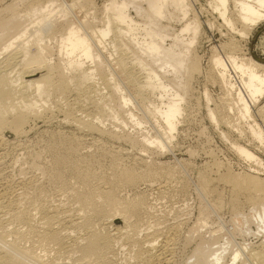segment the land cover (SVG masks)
Segmentation results:
<instances>
[{
    "label": "bare ground",
    "instance_id": "obj_1",
    "mask_svg": "<svg viewBox=\"0 0 264 264\" xmlns=\"http://www.w3.org/2000/svg\"><path fill=\"white\" fill-rule=\"evenodd\" d=\"M206 2L222 23L231 32H240V36L248 37L252 29L264 21V0ZM192 5L190 0H108L100 6V14L94 15L90 21L88 12L93 8L91 0H0V145L4 143L5 128L14 130L13 133L18 135L24 133L26 123L39 117L49 120L56 115L58 124L71 126L76 132L64 134L53 131L51 135L50 132V137H47L49 141H45L47 145L42 147L44 150L35 152L33 157L30 154V168L36 169L35 173L39 172L40 178H36L35 174L26 177L27 172L21 170L26 173L24 177L10 179L3 171L8 165H15L14 161L6 163L4 159L0 160V264H171L166 253L170 249L168 237L158 244L154 235L156 232L139 236L140 228L144 226L146 229V226L154 224V221L150 224L151 218L148 219L149 225L141 224L143 216H152V204L143 192H136L140 195L131 198L128 193L127 196L120 193L122 189L125 191V188L135 186L140 181L151 183L159 176L169 178L175 173L166 170L167 167L159 171V167L155 168L158 164L154 166L158 171L152 170V166L148 168V165L142 171H137L140 167L135 170L133 165L122 166L124 162L120 166V161L116 160L121 158L119 154L117 158L113 157L118 163L114 160L113 164L108 163V174L99 172L104 174L103 177L98 175L99 178L89 170L90 166L95 165L88 166L91 155H88L87 149L82 151V135L87 136L90 131L104 134L99 123L104 122L106 117H113L114 121L121 123L119 125L127 117L130 120L133 118V125L142 124V116L135 117L132 110L127 108L131 106L130 103L135 104L132 101L135 98L144 106L142 118H150L155 125L159 123L158 118L163 122L159 126L162 131L148 132L149 138L144 135L145 148L146 143L154 144L155 147H150L155 149L169 147L179 116L185 109L183 103L189 94L190 78L201 68L194 48L202 33V25ZM170 21H179L176 22L180 24L179 28L171 31L173 27L168 24ZM229 42L231 50L223 56L214 49L217 47L211 49L210 68L215 71L213 80L224 88L227 96H232L229 103L225 102L229 104L227 107L233 111L234 104L238 105L239 113L237 110L235 112L249 122L251 106L264 94V64L251 57L240 56L236 53L238 51H234L236 44ZM105 50L109 51L110 59L103 54ZM127 52L131 53V59H127ZM159 69L167 70L171 77L167 79L166 71ZM118 72L125 82L120 81ZM98 80L108 91L100 88V83L98 87ZM127 86L134 92L127 93L135 97L124 92ZM155 92L166 97L165 100L162 98L160 104L146 105L148 96ZM205 95L209 100L206 91ZM221 113L218 114L213 108L208 109V116L215 122L224 116ZM247 126L248 132L264 146L258 126L255 123ZM119 135H115L116 138ZM126 137L128 139L130 135ZM131 138L128 141H139ZM233 145L239 156L254 159L262 166L259 170L264 171L263 161L257 160L237 142H233ZM113 154L112 151L110 157L115 156ZM92 157L94 160L98 156ZM101 159L99 161L103 163L105 158L104 161ZM100 168L98 170L102 171ZM226 169L217 179L205 172L198 175L200 191L204 196L219 197L221 195L214 180L227 183L232 190L231 207L239 209L240 196H244L247 200L244 202L252 205V216L258 218L257 231L264 230V178L251 173L236 174ZM94 177L99 181H95ZM238 222L243 225V221ZM140 224L143 226L140 227ZM153 228L158 230V227ZM199 247L194 250L196 253L192 264H221L220 254ZM243 249L236 250L231 260L239 259L244 253ZM244 259L240 264H264V245L258 249L252 248Z\"/></svg>",
    "mask_w": 264,
    "mask_h": 264
},
{
    "label": "rangeland",
    "instance_id": "obj_2",
    "mask_svg": "<svg viewBox=\"0 0 264 264\" xmlns=\"http://www.w3.org/2000/svg\"><path fill=\"white\" fill-rule=\"evenodd\" d=\"M106 1L108 0H91L93 8H91L88 12V20L92 21L94 19V15L98 16L100 14L99 10L102 7V5L106 3ZM190 1L193 4L192 7L194 6L192 10H194L193 12H196L195 14L198 15L197 17H199V20L202 25L201 26L202 33H200L197 44L194 48V50H196L195 53L199 57L201 68L199 72L194 73L190 78V81H189L190 89L188 92L189 94L187 95V99H185L186 100L185 103H183L184 105L183 107L185 109H184L183 114L179 116L176 131L175 130L173 131L174 137L171 139V141H169V147L168 148L164 147L166 149L158 147L159 148L158 150L157 147H156L157 149L150 147V146L155 147L154 144L146 143L147 145L145 148L144 135H147V138H149L150 134H152L153 131L156 133L159 131H162L161 128L159 129V126L161 127V125H163V122L161 123V120L158 118L159 123L156 122V125H155L153 120H149L150 118H147V117L142 118L143 117L142 111H143L144 106L139 104L137 102V99L135 100V98H133L134 100L132 99V101H135V104H133L134 102H132L130 103L131 106L128 105L127 108L129 107L128 109L132 110L135 117L142 116L140 117L142 124H139V126L133 125V122H131L133 118L130 120L129 117H127L126 120H124L125 124L122 123V125H119L121 123H119L117 120L114 121V119H112L113 117H110V118L106 117L105 119H103L104 122H101V124L99 123L100 128L102 129V133L104 134H101L100 131H97V132L90 131L88 132L87 136L82 135L84 137L82 138V141H83L82 148L84 149V150L82 149V151L88 150V155H91L89 156L90 158L88 157V164H89L88 166L95 165V167L90 166L89 170L90 171L92 170L93 174L95 175L97 174L96 176L101 175L100 177H103L104 174H99V172L100 173L106 172L105 174H108L110 170L109 165L113 164V160L117 158L119 154H120L119 157H121L122 159L117 158L116 160L120 161L119 162L120 166L122 165L121 162H124L122 166L130 167L132 165L133 166L137 165L136 167L132 166V168L134 169L137 167L141 168L145 166L143 169L139 168V170L137 171L145 170V168L147 169L146 165L149 166L148 168L152 166L153 169L152 167L151 169L155 171L156 170L158 171V169H155L156 167L160 168L159 171L160 170L164 171V167H167L166 170L170 169L171 172L175 173V175L169 176V178L166 176H163V178L159 176L158 178L154 179L155 181L152 180L153 182L151 181V183H147V181H140L135 186H132L130 188L129 187L125 188V191L124 189H122L121 190L122 192L120 193L121 195L123 193L124 194L123 196L128 195L129 198H131L130 196L134 197L138 195L140 192H141L140 194L144 193V196L150 202V205L152 204L150 206V213L152 214V216H149L147 218H146L147 215L145 216V218H143L144 217L143 216L141 219V224L146 226V224L148 223L147 225H149V222L151 220L150 224L152 223V221H154L153 223L155 224L156 222L158 226L156 224H155L156 226L152 224V225L146 226L147 228L148 227L149 228L145 229V227L143 225L142 227L140 224V227H142L140 229L142 231H139V234L141 233L139 236L141 235L144 236L145 233L147 232L148 233L152 232L153 234L156 232V234L154 235L157 239L156 241L158 244L162 243V241L166 240L168 237L167 242L170 245L169 246L170 249L166 253H167L168 260H170L169 263L171 264H192V262L194 261L193 256L196 253V251L194 250H196L197 247H199L198 245L200 246L204 245L205 247L202 246V248L199 247V249L206 248L210 251H214L216 255L220 254L222 258L221 264H240L241 262L245 260L244 258L246 257V255H248V252L252 248L258 249L262 247V245H264V230L257 231L258 218H255L252 216V213H251L252 205L250 203L249 204L246 203L247 200L244 196L243 197L240 196V200L242 199L240 201L241 207L240 208L238 207L239 209L235 210L231 207V204H230V201L232 199V193H231L232 190H231L230 185H228L227 183H224L223 181L220 182L219 180H217L219 181L217 182L214 180V182H216L215 184H216L217 191L221 196L210 197V196H204L202 194V192L200 191L197 185L198 184L197 182H198V177H199L198 175H200L201 173L205 172L208 175L210 174L209 176L212 177L213 179L215 178L217 179L219 176L223 174V171L227 170L226 168H229L228 170L236 174L237 173L239 174L240 173L241 174L251 173L255 175L257 174L259 177L264 178V171L259 170V169H262V166L258 165L257 161H255L254 159L247 160V159L242 158V156H239V154L236 152L235 148L233 147L234 146L233 142H237L238 144L247 148L255 156V158H257V160L264 162V146H261L260 142L248 132V128H247L248 127L247 124L249 125L250 123H255L258 126V128L261 130L263 139H264V94L262 97L259 98V100L254 105L251 106L252 107L250 111L251 120L249 119V122H248V120L243 119L238 114L239 113L238 105L234 104L233 111L227 107V105H229L228 101L232 100L231 99L232 96H229V95L227 96L226 92L225 93L223 92L225 91L224 88L218 82L213 80L214 76L212 75L215 74V71L213 70V68H210L209 60H210V56L212 53L211 49H213L214 46L217 47L214 49L217 52H219L220 55L223 56L224 53H227L228 51L231 50V48H229L232 46V45H229L230 43L229 41H231V43L234 42V44H236V47L240 49V50H237L236 48V50H234L235 52L238 51L236 52L237 54H240V56L242 55L245 57H251L255 61L264 64V21L259 23L257 26H255L254 29H252V31L250 32L248 37L240 36L241 35L239 34L240 32H236V31L231 32L222 23V20L218 17V15L212 12L211 9L207 6L206 0H190ZM89 13H91V16ZM132 14H134L133 11H132ZM165 22L166 21L163 20V23ZM176 22H179V21L168 22L169 25L172 24L170 25L171 28L173 27L171 31L179 28L180 22L178 24ZM237 27L238 29L241 28L240 25H238ZM231 34L234 36V38ZM231 39H234L235 41H232ZM225 42L227 43L229 42V43L228 45L226 43L225 46L222 47V44H224ZM227 47L229 48V50ZM107 53L109 54V51H106V50L103 51V54L110 59L111 57ZM130 55H131L130 52L126 53L127 59H131ZM116 70L119 71L118 68H116ZM163 70L164 69H159V71H163ZM164 71H166L164 72V74H166V76L168 77V78L167 77H164V78L169 79L171 77L170 73H168L167 70H164ZM117 76H119L118 78L120 79V81L125 80V78L122 77L123 75H121L120 72H118ZM98 81H99L98 82V87H99V83L101 84V80H98ZM100 88L104 90L105 85L103 88L101 84ZM105 90L108 91L107 88ZM128 91H130L131 93H134L130 86H127V88H124V92L126 94H131L130 92L127 93ZM205 91L207 92L209 100H207L206 98ZM131 95L135 97L134 94H131ZM160 97L161 95L158 92H155V94H150L147 98L146 105L152 106L153 104H156V103L160 104L162 98L163 100H165L166 98V97H161V98ZM223 97L224 98L227 97V99L225 100ZM136 102L138 103V105L136 104ZM225 102H228L227 105ZM223 104L225 106H223ZM221 106H223V108H221ZM209 107L213 108L216 112L218 111V114H222L221 112H223L224 116L218 115V116H223V117H219V120L217 122L211 120V118L208 116V109H210ZM216 109H219L220 111ZM236 110L238 113L235 112ZM234 112H235V115L237 116L234 115ZM54 117L53 118L49 117L51 121L50 119L47 120L48 118H43V117L32 119L34 123L32 122V120H30L24 126V131H23L24 133H20L18 135L16 133H13L14 130L12 129L10 130V129L5 128V130H3V139H4L3 144L4 145L3 144L0 145V160L4 159L6 163H10L9 160L12 162L14 161L13 164H15V165L10 164L13 166V167L11 166L12 168L9 165L4 168V171H3L4 175L7 174L6 176H8L10 179L15 178L14 180H18L19 178L24 177V175L26 174L25 172H27L28 176L25 175L26 177H32L35 174V176H37L36 178H40L38 174L39 172L35 173L36 169L30 168V162H29L31 161L30 154L33 157L35 152L40 151L39 153H41V151L44 150V148L42 147L46 146L48 143L45 141H49L50 139L47 137H50L53 131H55L53 133H56L57 131H59L64 134H73L75 132L73 127L71 128V126H65L67 127L65 128L63 124H58L59 122H56L58 121L57 120L58 118L55 117L54 119ZM107 118L108 120H106ZM220 118H224L225 120L221 121ZM224 121H228V123ZM231 121H232V124H231ZM57 124L59 126H57ZM102 126H104V128ZM117 127H120V128H117ZM106 128L107 130L111 128L109 132L111 131L112 134L111 132L109 134ZM46 129L51 130V131H46ZM103 129L107 133H105ZM114 132L118 134L120 133L119 135L120 137L116 138L117 136L115 135H118V134L113 135ZM148 132H150V134H148ZM123 133L125 134L127 133L128 135H130V137H132L131 140L136 138V140H139V141L141 140V142L139 141L130 142L128 141L130 137H128V139L127 137L124 138L125 136H127V134L126 135L124 134L123 135L124 137H123L122 136ZM74 134H76V132ZM224 134L225 136H223ZM133 135H135L134 138H133ZM121 137H123V139ZM132 142H135V143H132ZM141 143L144 144V146L143 145L141 146ZM14 147L16 148L14 149ZM143 148L145 150L147 149V151H145ZM104 149H106L107 151L106 150L105 151L109 154L106 153L105 155V152H103ZM112 151L115 154V156L110 157V154H112ZM5 153L7 156L5 155L3 157ZM101 155L102 157H99ZM92 156L94 157L98 156V157H95L96 160L95 159L92 160L93 159ZM21 157H24V158H21ZM42 157H44L43 153H42ZM25 158L26 160L27 159L28 160L25 161ZM14 159H16L17 161L15 162ZM100 159L105 160V161L103 160L104 164L100 163L99 161ZM111 159H112V162H110ZM91 161H94V163H92ZM150 161L154 163L152 162L150 163ZM214 162L218 164L215 165ZM27 163H29V166ZM148 163H150V165ZM98 164H100L103 167L99 165L101 167L100 168ZM124 164H127V165H124ZM157 164L161 165V167L158 166ZM96 166L102 169V171L101 170L99 171L98 168H96ZM216 166H222V167H216ZM26 167L27 168L29 167V168L26 170ZM253 170H257L255 172H258V173L253 172ZM21 172L23 173L21 174ZM12 174L14 175V177H12L13 176ZM99 178L95 179L94 177V180L99 181ZM180 183L183 184V186ZM222 183L227 184V185H224ZM184 184L186 186H184ZM182 188H184L186 191L183 190ZM136 192H139V193H136ZM202 198H204L205 200ZM214 200L217 202H214ZM151 207H153V209ZM152 210H153V213H152ZM246 215L248 217H244ZM153 217L157 220L153 219ZM250 217L251 219H253L252 221ZM149 218L151 219L148 220ZM248 218L249 220H247ZM144 219L147 220L148 222L144 221ZM160 219L161 221H158ZM238 219H241V220H238ZM238 221H241V222L243 221L242 223L243 225H241ZM174 225L176 227H174ZM172 226H173L172 229L175 228L174 229L175 231L171 230ZM153 227H158V230L157 228L154 229ZM143 228L144 230H148V231L144 232ZM171 231L174 233H169ZM171 234L174 236H172ZM158 238H160L161 240ZM240 248L242 249L245 248L243 249L244 253L240 255L241 257H239V259L232 261L231 260L232 254L236 250H239ZM122 253L123 251L120 252V254Z\"/></svg>",
    "mask_w": 264,
    "mask_h": 264
}]
</instances>
